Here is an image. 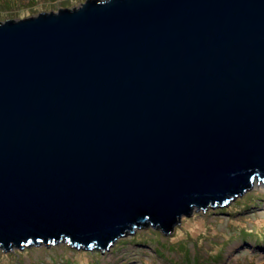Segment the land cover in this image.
<instances>
[{
    "label": "water",
    "instance_id": "obj_1",
    "mask_svg": "<svg viewBox=\"0 0 264 264\" xmlns=\"http://www.w3.org/2000/svg\"><path fill=\"white\" fill-rule=\"evenodd\" d=\"M264 183V0H85L0 20V248L101 251Z\"/></svg>",
    "mask_w": 264,
    "mask_h": 264
},
{
    "label": "rangeland",
    "instance_id": "obj_2",
    "mask_svg": "<svg viewBox=\"0 0 264 264\" xmlns=\"http://www.w3.org/2000/svg\"><path fill=\"white\" fill-rule=\"evenodd\" d=\"M83 1L0 0V20ZM136 229L117 237L103 252L67 241L0 248V264H264V183L255 180L226 204L194 208L170 234L152 226Z\"/></svg>",
    "mask_w": 264,
    "mask_h": 264
},
{
    "label": "trees",
    "instance_id": "obj_3",
    "mask_svg": "<svg viewBox=\"0 0 264 264\" xmlns=\"http://www.w3.org/2000/svg\"><path fill=\"white\" fill-rule=\"evenodd\" d=\"M159 230H160V229H159ZM156 231H157V230H156ZM160 231H161V230H160ZM157 232H158V231H157ZM161 232H162V231H161ZM162 233H163V232H162ZM27 247H28V246H27ZM27 247H26V248H27ZM93 249H95V250L97 249V251L100 250L97 246H95ZM13 251H14V252H17L18 249H14ZM98 252H99V251H98ZM100 252H101V250H100Z\"/></svg>",
    "mask_w": 264,
    "mask_h": 264
},
{
    "label": "bare ground",
    "instance_id": "obj_4",
    "mask_svg": "<svg viewBox=\"0 0 264 264\" xmlns=\"http://www.w3.org/2000/svg\"><path fill=\"white\" fill-rule=\"evenodd\" d=\"M137 230V229H136ZM127 234V233H126ZM122 236V235H121ZM124 236V235H123ZM14 247H17V246H13L12 247V249L14 248ZM24 247H26V246H24ZM24 247H17V248H24ZM83 249H84V247H82ZM12 249H9V250H12Z\"/></svg>",
    "mask_w": 264,
    "mask_h": 264
},
{
    "label": "clouds",
    "instance_id": "obj_5",
    "mask_svg": "<svg viewBox=\"0 0 264 264\" xmlns=\"http://www.w3.org/2000/svg\"><path fill=\"white\" fill-rule=\"evenodd\" d=\"M82 3V2H81Z\"/></svg>",
    "mask_w": 264,
    "mask_h": 264
}]
</instances>
